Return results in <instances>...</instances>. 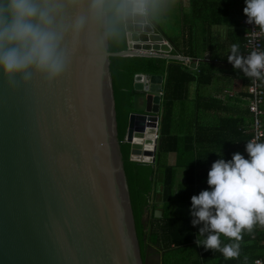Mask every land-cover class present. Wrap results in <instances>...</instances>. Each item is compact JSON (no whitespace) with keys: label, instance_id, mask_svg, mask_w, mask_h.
Returning a JSON list of instances; mask_svg holds the SVG:
<instances>
[{"label":"water","instance_id":"obj_1","mask_svg":"<svg viewBox=\"0 0 264 264\" xmlns=\"http://www.w3.org/2000/svg\"><path fill=\"white\" fill-rule=\"evenodd\" d=\"M80 11L86 22L74 32L69 19L61 79L13 89L0 76V264H161L146 235L142 257L110 59L178 58L166 35L149 20L136 27L137 17L124 21L128 50L111 54L105 20L89 14L87 0ZM163 81L135 78L132 162L156 163Z\"/></svg>","mask_w":264,"mask_h":264},{"label":"trees","instance_id":"obj_2","mask_svg":"<svg viewBox=\"0 0 264 264\" xmlns=\"http://www.w3.org/2000/svg\"><path fill=\"white\" fill-rule=\"evenodd\" d=\"M245 6V0L191 1L190 13L183 22L181 35L175 38L167 35V41L173 48L170 54L172 57H189L193 63L199 60V71L192 70L179 59L140 57L110 59L117 102L120 153L130 185L143 258L145 256L143 238L146 235L148 244L162 254L161 264H256L257 261L264 264V225L257 223L251 232L243 231L242 239L238 242L221 235V246L226 243H239L240 246L239 256L227 259L219 250L206 251L202 245L197 246L195 240L203 225L193 226L190 215L191 197L211 188L207 181H204L202 174L204 168L200 165L198 150L194 147L195 141L191 134L193 130L190 131L187 126L186 101L189 86L193 83L198 85L212 83L222 73L220 72L222 67L234 69L228 62V56L217 52L215 54L212 52L211 60L205 61V53L208 51L215 48L217 51L224 49L230 55L231 46L238 44L240 54L245 56L246 30L242 25ZM107 35L109 53L120 54L128 50L125 22L116 28L107 24ZM186 35L188 40L181 43L180 38H185ZM220 37L221 45L218 43ZM207 43H210L211 47L205 46ZM235 71L239 72V69ZM138 75H161L165 81L160 112L159 145L154 165L132 162L133 146L126 142L130 115L134 111V83ZM263 85L264 74L260 78L262 88ZM211 101L214 102V99ZM240 130L238 125V134L243 133ZM229 131L228 129L227 132ZM213 139L214 153L218 156L220 150L217 137ZM250 139L251 135L244 138L228 137L226 159H232L237 144H246ZM171 154L176 155L175 165L168 163ZM243 156L245 159L249 158L248 154ZM179 171L184 173L183 182L178 181ZM151 197L154 202L150 205ZM148 210L149 230L145 233L142 218ZM157 210L162 212L161 217L155 216ZM204 238L200 237L201 241Z\"/></svg>","mask_w":264,"mask_h":264},{"label":"clouds","instance_id":"obj_3","mask_svg":"<svg viewBox=\"0 0 264 264\" xmlns=\"http://www.w3.org/2000/svg\"><path fill=\"white\" fill-rule=\"evenodd\" d=\"M83 2L0 0V76L10 88L27 86L34 79L52 84L66 74L69 57L63 42L69 19L74 32L84 26ZM245 5L247 23L264 30V0H245ZM87 6L91 16L116 28L129 18L148 21L162 14L167 0H87ZM227 59L247 77L261 78L264 72V51L245 57L233 44ZM246 152L248 159L234 153L230 161H215L207 178L211 190L191 197V223L203 225L195 243L206 251L219 250L227 259L238 257L240 246H221V235L238 242L243 231L264 225V143L247 142Z\"/></svg>","mask_w":264,"mask_h":264},{"label":"crops","instance_id":"obj_4","mask_svg":"<svg viewBox=\"0 0 264 264\" xmlns=\"http://www.w3.org/2000/svg\"><path fill=\"white\" fill-rule=\"evenodd\" d=\"M191 1L192 0H167L166 11L160 14L164 22H160L161 20L155 16V27L157 32L163 33L167 37V33H165L166 29L162 25H168L170 20V23H172L176 16H180L181 22L179 35H181L180 32H182L183 29V22L186 21L187 15L190 13ZM170 7L171 12L173 10L172 8L178 9V13H175L173 17L169 10ZM169 18L170 20H168ZM149 20L152 22V19ZM186 40H188L187 35L185 38H180L181 43ZM218 43L219 45L222 44L221 37ZM205 46L211 47V44L207 43ZM214 50L205 53V61L211 60L212 52L214 54L217 52V54L220 53L224 56H228V52L224 49L217 51L215 48ZM176 58L180 60V57ZM198 61H195L194 63L191 62L189 67L192 68V70L199 71L200 66ZM220 72L222 73H220L210 84H191L189 86V94L186 101L188 112L187 126L190 131L193 130V133L191 132V134L195 141L194 147L198 150L200 165L204 168L202 171L205 178L204 181H207L208 172L210 170L209 168H211V165L215 161L220 158L225 159V161H230L226 159L228 137L244 138V136L251 135L252 138L253 136V116L249 110L252 101V96L249 93L252 77L249 79V77L245 76L242 71L239 70V72H236L235 69L230 67H222ZM164 82L165 81H163L162 92L164 91ZM212 99H214V102L211 101ZM262 118L264 123V115ZM238 125L241 129L240 132H243L242 134L237 133ZM228 129L230 130L229 132H227ZM214 137H217L218 148L220 150L218 156L215 155L213 149ZM246 144H237V150L234 152L242 155L248 154L246 152ZM168 163L170 165L176 164L175 154L169 155ZM178 181H184V173L182 171H179L178 173Z\"/></svg>","mask_w":264,"mask_h":264},{"label":"built area","instance_id":"obj_5","mask_svg":"<svg viewBox=\"0 0 264 264\" xmlns=\"http://www.w3.org/2000/svg\"><path fill=\"white\" fill-rule=\"evenodd\" d=\"M247 16L243 18V26L245 28V57H247L252 51H264V30L259 26L247 23ZM184 65L190 66L192 59L189 57L180 58ZM264 74V72H262ZM249 93L252 96V101L249 106L250 113L253 116V136L251 141L257 143H264V89L260 86V78L252 77L251 85L249 87ZM155 137L159 138V127L155 131ZM256 264H263L262 261H257Z\"/></svg>","mask_w":264,"mask_h":264},{"label":"rangeland","instance_id":"obj_6","mask_svg":"<svg viewBox=\"0 0 264 264\" xmlns=\"http://www.w3.org/2000/svg\"><path fill=\"white\" fill-rule=\"evenodd\" d=\"M172 9H173L172 12H171V7L169 10H170V13H172L171 16L173 17L175 15V13H178V9L177 8H172ZM155 16H157L161 20L160 22H162V23L164 22L163 19L161 18L160 14H156ZM151 19H152V23H154V25H155V22H156L155 17L151 18ZM168 20H170V18ZM170 22H171V20L169 21L168 25L164 24L162 26L166 29L165 33H167V35H170L171 37L175 38V37L179 36V27H180V22H181L180 16H176L175 20L173 19L172 23H170ZM177 28H178V30H177ZM153 202H154L153 198L151 197V201L149 204L151 205V204H153ZM148 212H149V215H148V221H149L150 210H148Z\"/></svg>","mask_w":264,"mask_h":264},{"label":"bare ground","instance_id":"obj_7","mask_svg":"<svg viewBox=\"0 0 264 264\" xmlns=\"http://www.w3.org/2000/svg\"><path fill=\"white\" fill-rule=\"evenodd\" d=\"M130 26H132V25H130ZM135 26L138 28H148L146 20L144 18H141V17H137V23L135 24Z\"/></svg>","mask_w":264,"mask_h":264}]
</instances>
